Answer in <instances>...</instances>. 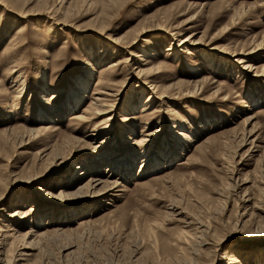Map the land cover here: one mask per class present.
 Segmentation results:
<instances>
[{"label": "rangeland", "instance_id": "1", "mask_svg": "<svg viewBox=\"0 0 264 264\" xmlns=\"http://www.w3.org/2000/svg\"><path fill=\"white\" fill-rule=\"evenodd\" d=\"M263 2L0 0V224L28 232L17 244L31 251L30 264H227L229 250L245 264H264V79L221 52L262 39ZM241 4L246 11L231 23ZM125 36L131 42L114 50ZM171 41L183 45L175 55L167 54ZM144 49L163 66L162 97L137 75ZM250 54L264 60V48ZM117 58L121 67L109 68ZM82 73L85 95L70 107ZM95 98H107L102 113H92ZM78 112L95 117L86 123ZM167 121L193 136L171 158ZM244 128L252 134L241 141ZM89 174L118 184L98 199L58 197ZM78 205L86 211L73 215ZM15 208L33 210L22 222L8 215ZM83 217L92 221L76 232ZM53 224L77 228L38 241ZM68 242L75 245L64 249ZM8 245L0 244V264L15 255Z\"/></svg>", "mask_w": 264, "mask_h": 264}, {"label": "bare ground", "instance_id": "2", "mask_svg": "<svg viewBox=\"0 0 264 264\" xmlns=\"http://www.w3.org/2000/svg\"><path fill=\"white\" fill-rule=\"evenodd\" d=\"M245 2V1H244ZM264 4V2L262 3ZM245 7L246 5L245 4H241L240 6H234L232 7V9L234 10V14L232 15V18H231V23L234 22L235 20V16L238 17L241 15L242 12H245ZM250 7V6H249ZM248 12V11H247ZM53 16V14H52ZM56 18V17H55ZM66 18V17H65ZM58 20V18H57ZM192 20V19H191ZM59 21V20H58ZM57 21V22H58ZM64 21V20H63ZM187 21V20H186ZM62 22V20H61ZM230 24V23H229ZM231 25V24H230ZM158 27L160 28H163V29H166V23L165 21H159ZM228 24H226L225 27H227ZM178 28V27H177ZM130 29H128L122 36L124 35H127V33L129 32ZM142 31V30H141ZM177 31V30H176ZM188 37H190V35H187L183 38H181L179 41L180 43H185V40L187 41ZM128 37L125 36L124 39L122 40H114V43L112 44V48H114V50L116 51H120V48L123 49V47H121L120 45H124L125 42H131V40H128L127 39ZM258 38V37H257ZM264 35L262 37L261 40L257 39L255 40L254 42V47L249 49V50H246L244 49V47L242 45H239V46H234L233 48H230V47H225L224 49H221V50H224V51H221L222 53H225V54H229L233 60L241 63V67L243 69H246L247 71L249 72H252V75H255L256 77L258 78H262L264 79V60H262L261 62H254L253 60V56L252 54L250 53H253L255 51H259L261 49L264 48ZM182 41V42H181ZM124 42V43H123ZM129 42V43H130ZM176 44V45H175ZM129 45V44H128ZM172 45V46H171ZM175 45V46H174ZM182 44H177L175 42H172L171 41V44L170 46H168L166 48L167 50V54H170V55H175L177 54L182 48L179 47L181 46ZM237 45V44H236ZM178 46V47H177ZM183 46V45H182ZM127 47V46H126ZM232 47V46H231ZM232 49V50H231ZM131 51V50H130ZM140 55L138 56L139 58H141L143 61H144V64L142 65H139V70L137 72V75L140 77V80L144 83V84H150L152 86V92L154 91H158L159 92V95H166V87H164L163 85L159 84L158 83V77H159V74H160V71H161V67L162 64L161 63H157L156 61L153 62L151 60V58H149L150 56H153L154 53H149V51H147L146 49H144L141 53H139ZM138 55V54H137ZM245 58L247 59V63L243 62L245 61ZM129 60V57L127 58V61ZM123 60H121V58H117V59H114L112 61H110L111 65L109 64V66H106V67H109V68H113L114 65H119L122 62ZM138 63V62H137ZM126 64V63H124ZM122 65V64H121ZM120 66V65H119ZM121 67V66H120ZM8 68V67H7ZM107 69V71H112L111 69ZM104 69V70H106ZM18 72V71H17ZM105 72V71H104ZM22 73V72H21ZM118 72H116L117 74ZM19 75V74H18ZM88 76V75H87ZM85 74H79L76 76V78H74V81L71 85V90H70V93L69 95L67 96L68 97V100H69V106L70 107H76L80 104L81 100L83 99L84 97V92L86 91V87H87V83H88V77H87ZM102 78H106V77H102ZM16 80L19 81V83H24V80L21 76H18V78H15ZM138 81L139 83L141 81ZM110 81V80H108ZM113 82V81H112ZM116 84V82H114ZM141 84V85H144V84ZM138 85V84H137ZM112 88V87H111ZM144 91V89H143ZM156 92V93H158ZM155 93V92H154ZM152 94H150L151 96ZM160 95V96H161ZM104 96V95H102ZM98 97V96H97ZM106 97V96H105ZM162 97V96H161ZM148 98V97H147ZM96 99V98H95ZM107 99V98H106ZM106 99H96L95 102H94V106L92 108L93 111L92 113H102L105 109V105H107V100ZM146 100V99H145ZM148 100V99H147ZM164 101V100H163ZM147 102H150V100H148ZM134 103L131 101V103L129 104L130 107H133ZM109 106V105H108ZM61 111V110H60ZM84 112V111H83ZM43 114V113H42ZM85 115V114H84ZM87 115V114H86ZM82 116V113L80 114V112H78V114L75 115L76 118H79V119H83L84 121H86V123H89L92 119H94V115H91V116H86L85 118H80ZM113 116V115H112ZM168 125L171 127L170 128V132H169V140L170 139H173L171 140V145H172V148L169 149L168 152H166L165 154H167L169 157L173 156L179 148L180 144L182 146H185V141H189V140H192L193 136H192V132L190 131V129H184V128H181L177 123H172V122H169L167 121ZM100 124V123H99ZM92 125V124H91ZM28 127V126H27ZM31 128V127H30ZM26 129L27 130V133L29 134H32V132L34 133V131L37 133L39 132V134L43 131V129H39V128H36V129ZM44 128V127H43ZM46 128V127H45ZM44 128V129H45ZM48 128V127H47ZM54 129V128H53ZM242 137H241V141L243 139H246L248 138V135H251L252 134V130H246L244 128V131L242 132ZM91 135V134H89ZM76 138V137H75ZM256 137H254L253 139L250 140V143L253 144V145H256V147H260L262 145H259L258 144H255L254 140H255ZM258 138V137H257ZM25 140V139H24ZM77 140V139H76ZM23 141V140H22ZM22 143V142H21ZM74 143H75V140H74ZM184 143V144H183ZM204 144V143H203ZM200 147L201 144L199 145ZM175 149V150H174ZM42 150V149H41ZM40 150V151H41ZM177 150V151H176ZM264 150V149H263ZM51 152V151H50ZM142 155V157L144 159H146L148 162H150L151 160L154 159V157H148L146 156L145 154H143V152H140ZM44 155V154H43ZM170 157V158H171ZM41 158V157H40ZM47 158V157H46ZM85 161V160H84ZM146 165V164H145ZM90 168L85 164V165H82V168H81V172L79 173V171L77 173L79 174H83L85 173L87 170H89ZM164 172V171H163ZM77 174V175H79ZM77 175H75L76 177H78ZM74 176V177H75ZM111 177V175H108L107 179H104L103 177H99V176H95L93 174H89L88 176V179L85 181L84 184H81L79 187H77L75 190L69 192L68 195L64 194L63 190L61 189V191L59 192L58 194V197L62 198L64 195H65V198L68 197V196H71L72 198H78L80 197V199H77L78 201H83L82 198L84 197H87L86 195H88L89 193H91L90 195H92L93 197L95 198H101L103 197V195H105L106 193H108L109 191H111V189H114V187L117 186L118 184V180L116 179H112V178H109ZM68 179V177H67ZM66 184L65 185H70L71 182L70 180L68 179V182H65ZM101 184V185H100ZM100 185V186H99ZM108 190V191H107ZM107 191V192H106ZM55 196V195H54ZM70 207V206H69ZM33 208H29L27 210H23V209H19V208H15L13 211L9 212L8 215L11 216H14V217H18L20 219V221L23 222V220L27 219L26 217H28L30 215V211H32ZM73 215H78L79 213H83L86 211V209H83L81 206H77L76 208H74L73 210H71ZM72 215V216H73ZM92 215V214H91ZM87 216V215H86ZM93 216V215H92ZM92 219V218H91ZM91 219H87V217H83L81 218L78 222V225L77 227L79 228L78 231H76L75 227H70V225H67L66 227L61 225V224H53L54 226H51V227H47V229L43 230V231H40L38 233V236L39 240H44L46 241H50V240H55L58 238V236H61L63 235L65 238H69L68 236H71L69 235L68 233H71L73 231H76V232H79L81 231L82 228H84V226L88 225L90 223V221H92ZM6 220V219H5ZM98 220V218H97ZM8 221V220H6ZM100 221V220H99ZM48 222H51V220H46V222H44L45 224L48 223ZM158 222V221H157ZM5 224L2 225L1 227V224H0V230L3 231V233H0L3 234L2 235V239H0V244L2 246H7L9 244L8 241H6L8 239V237H11L13 238L12 239V242L11 245L12 247L14 246V248L16 247L17 250H15V255H12V256H7L6 257V262L7 264H30L29 261L27 260L28 256L31 254V251H29V249H23V250H19L18 247H19V244H17V240H19V238L22 239L28 234V232H26L25 234H21L18 233V230L19 228L15 227V226H8V222H4ZM71 223V222H70ZM153 224H155L156 226H158V224L156 222H152ZM68 224V223H67ZM5 225L6 228H5ZM16 225V224H15ZM39 226H43V225H39ZM161 226V225H160ZM75 229V230H74ZM158 229V228H157ZM33 230V229H32ZM97 231V230H96ZM150 231V230H149ZM156 231V230H155ZM152 232V231H151ZM80 233V232H79ZM182 234H184L185 236H183V238L187 237V233L185 231H182L181 232ZM68 234V235H67ZM156 234V233H155ZM149 235V234H148ZM62 240V238H61ZM189 240V239H188ZM206 240V239H205ZM57 241V240H56ZM179 241V240H178ZM177 241V242H178ZM183 241V240H182ZM185 241V240H184ZM209 241V240H208ZM37 242V241H36ZM51 242V241H50ZM163 242V241H162ZM186 242V241H185ZM189 242V241H188ZM207 242V241H205ZM28 243H31V242H27V241H24V247H28L26 245H28ZM45 243V242H44ZM43 243V245H44ZM61 243V242H60ZM66 243V242H65ZM64 243V244H65ZM74 243V242H73ZM72 242H68L67 244L64 245V249H70L72 246H74L75 244H73ZM166 243L171 246V244H174L172 243L169 239L166 241ZM187 243V242H186ZM202 243V242H200ZM78 244V243H77ZM188 244V243H187ZM206 244V243H205ZM207 244H209L207 242ZM11 245H8L11 247ZM47 245V244H46ZM164 245V244H162ZM218 245V244H217ZM63 246V243L62 245ZM141 246V245H140ZM173 246V245H172ZM176 246V245H175ZM211 246V245H210ZM167 247V246H166ZM183 247V246H182ZM186 247V246H185ZM2 248V247H1ZM139 248V247H138ZM169 248V247H167ZM173 248V247H172ZM179 248V247H178ZM176 247V249H178ZM184 248V247H183ZM197 249H199L200 247H195ZM211 248V247H210ZM218 248V247H217ZM62 249V248H60ZM75 249V248H74ZM74 249L72 250H68V252L66 253L67 255L68 254H71L74 252ZM170 249V248H169ZM181 249V248H180ZM165 250V248H164ZM193 250V249H192ZM14 251V250H13ZM20 251V252H19ZM177 251V250H176ZM190 251V250H189ZM199 251V250H198ZM198 251H196L195 253H197ZM173 252H175L173 250ZM191 252V251H190ZM199 253V252H198ZM237 253H233V250H229L227 253H226V259H227V264H245L244 263V259H242L241 257H239V255H236ZM66 255V256H67ZM191 255V254H190ZM194 255V254H193ZM188 256V255H186ZM186 256H183L186 258ZM196 262V261H195ZM194 262V263H195Z\"/></svg>", "mask_w": 264, "mask_h": 264}]
</instances>
